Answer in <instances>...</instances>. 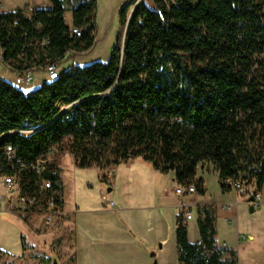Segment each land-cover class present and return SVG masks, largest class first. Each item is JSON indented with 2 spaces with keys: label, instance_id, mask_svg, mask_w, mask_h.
Masks as SVG:
<instances>
[{
  "label": "trees",
  "instance_id": "16d2710c",
  "mask_svg": "<svg viewBox=\"0 0 264 264\" xmlns=\"http://www.w3.org/2000/svg\"><path fill=\"white\" fill-rule=\"evenodd\" d=\"M51 1L52 7L38 12L40 30L17 10L0 13V43L16 70L40 68L47 59L60 63L71 49L93 46L90 31L68 34L63 0ZM70 1L75 26L85 25L97 10V0ZM152 2L130 0L122 7L124 43L119 33L107 61L73 65L29 92L0 82L2 179L15 176L24 193L37 192L42 179L51 180L62 202L55 161L47 158L40 169L18 170L3 150L9 141L18 160L36 162L67 150L77 167L107 170L141 158L162 173L173 172L178 185L194 183L200 193L205 185L196 171L207 164L225 190L232 188L228 179L262 188L264 0ZM45 37V46H26L20 55L26 42ZM26 124L33 132L16 131ZM9 131H14L9 140L1 136ZM197 212L200 238L194 242L184 211L177 214L179 262L239 264L237 252L217 237L216 207L199 205Z\"/></svg>",
  "mask_w": 264,
  "mask_h": 264
},
{
  "label": "rangeland",
  "instance_id": "374dc122",
  "mask_svg": "<svg viewBox=\"0 0 264 264\" xmlns=\"http://www.w3.org/2000/svg\"><path fill=\"white\" fill-rule=\"evenodd\" d=\"M2 1L6 7L24 3L53 5L51 0ZM129 1L97 0L98 29L93 46L84 51H68L60 61L61 71L73 65L108 60L118 34L124 37L120 10ZM62 2L67 8L65 21L69 26L74 2ZM147 3L153 6L152 0ZM8 69L0 63V76L19 87L18 77ZM46 81L47 70L38 68L34 80L22 85L21 90L32 91ZM24 127L33 128L29 124ZM47 158L54 160L60 170L62 197L66 210L72 213V223L69 218L55 227H44L42 207L17 215L0 212V264H53L55 259L59 264H181L177 256L175 209L183 212L191 207L194 212L198 204L228 203L237 207V219H218V238L234 245L239 264H264V184L261 204L250 211L248 197L235 188L223 189L211 165H199L196 171V178L204 180L205 192L183 195L175 191L178 184L172 180V172L162 173L141 158L107 170L77 167L67 150H57ZM111 187L113 190L108 191ZM250 189L252 193L257 191L254 186ZM8 191L0 177V192ZM90 229L98 232L87 238L84 230L92 232ZM159 234L163 239H157ZM188 234L193 242L200 238L197 218L189 220ZM250 234L255 238L250 239ZM85 245L92 251L86 253Z\"/></svg>",
  "mask_w": 264,
  "mask_h": 264
},
{
  "label": "built area",
  "instance_id": "2783aa9c",
  "mask_svg": "<svg viewBox=\"0 0 264 264\" xmlns=\"http://www.w3.org/2000/svg\"><path fill=\"white\" fill-rule=\"evenodd\" d=\"M47 8L45 7H38L32 3H24L23 5H18L14 11H19L24 17L29 19L30 21L34 22L35 28L37 30H40L42 28V22L38 19V12L40 11H46ZM9 10L6 9L5 4L2 0H0V13L7 12ZM96 15L97 11L90 16H87L86 20L88 21L85 25L79 27L75 26L73 24L69 25L68 34L72 37H80L85 32L90 31L92 37L96 36V31L98 29L97 21H96ZM14 24H18V19L14 21ZM24 35H28V32L26 30L23 31ZM49 42V38L45 37L40 39H35L31 43H27L24 45V47L21 50L20 55H24L23 49H25L26 46L31 45H40L45 46ZM70 51H77L74 49H71ZM6 50L0 43V63H2L6 68H9L8 70L12 73H14L18 77L19 87L22 89V85L31 83L34 80V71L38 69L37 66H32L31 68H22L19 70H16L14 66L9 62V60L5 59ZM44 69L47 70L49 80H54L59 77L61 72V67L59 61H52L50 59H47L45 63L42 66ZM41 68V67H40ZM1 81H7V79L4 76H0V82ZM34 129L30 128H22L18 129L16 131H19L21 133H29L32 132ZM14 131H9L1 135L5 139H10V135ZM3 150L7 156V158L10 161L16 162V167L18 170H25V169H40L42 165H44L47 162V157L42 156L40 157L36 162H30L26 160H18L16 157V150L13 145L7 141L6 144L3 147ZM52 152V151H50ZM232 188L237 189L242 194L249 197L251 194L255 195V201L254 205L255 207L259 206L260 200L262 199V194L259 190L252 193L250 186L241 182L240 180L235 179H228L227 181ZM2 184L5 187L9 188V191L7 194L0 192V212L11 214V215H17L21 214L23 212H29V211H35L38 208L44 210L42 214L43 219V226L44 227H55L59 225L60 223L68 220L71 217V213L61 206L59 200L55 196L56 190L54 189V183L51 180L48 179H42L40 183L39 190L37 192H20L19 189H17L16 179L13 175H6L2 179ZM51 191L50 195L48 194L46 199H43V196L47 194L48 191ZM175 191L178 194H191L193 192L197 191V187L194 183L190 185H178L175 188ZM104 199H106V195L103 196ZM113 204V201L111 202ZM234 205L232 204H224L220 205V209H229L232 208ZM192 218L191 209L188 207L184 211V221L183 223L185 225H188L189 220ZM222 246L227 247V243L223 241Z\"/></svg>",
  "mask_w": 264,
  "mask_h": 264
},
{
  "label": "crops",
  "instance_id": "0c3cea01",
  "mask_svg": "<svg viewBox=\"0 0 264 264\" xmlns=\"http://www.w3.org/2000/svg\"><path fill=\"white\" fill-rule=\"evenodd\" d=\"M66 1H70V0H66ZM34 5H36V4H34ZM18 5H16V6H13V7H6V9L7 10H13V9H15L16 7H17ZM36 6H38V5H36ZM38 7H44V6H38ZM52 7V6H51ZM45 8H49V7H45ZM67 9V8H66ZM67 11V10H66ZM65 15H66V13H65ZM128 162H132V160H130V161H128ZM127 162V163H128ZM172 180L174 181V182H176L175 181V177H174V173L172 172ZM261 189H263V186H262V188ZM261 189L259 190V191H261ZM111 190H113V187H111ZM262 194V193H261ZM60 199L62 200V202H61V206L63 207V209H65L66 210V205H65V202H64V200H63V197H62V195H61V197H60ZM248 199V198H247ZM76 204V203H75ZM228 204H232L233 205V203H228ZM261 204V203H260ZM259 204V205H260ZM199 205H204V204H198V206ZM220 205H224V204H220ZM220 205H214L215 207H216V215H217V220L218 219H220V218H222V219H225V220H229V221H231L232 219H237V215H238V213L236 212L237 211V207H232V208H229V209H220ZM75 206V205H74ZM113 206H114V203H113ZM162 207V206H161ZM166 207V206H165ZM190 209H191V207H190ZM76 210V209H75ZM111 210H114V209H112L111 208ZM235 210V211H234ZM255 210V209H254ZM253 210V211H254ZM79 214L81 213V211H79L78 212ZM178 213H180L179 212V210H178V208H176L175 209V214L177 215ZM191 213H192V218L191 219H193V218H197L198 219V212H197V207L195 208V211L193 212L192 211V209H191ZM72 214V213H71ZM71 219L69 220V222H71L72 223V215H71V217H70ZM189 223V222H188ZM75 226V225H74ZM216 227H217V225H216ZM78 230V227H76L75 226V230ZM90 231H92V229H90ZM79 232H80V230H79ZM97 232L98 231H96V230H94V231H92V232H89V231H85L84 230V236L85 237H87V238H90L91 236L93 237L94 235H96L97 234ZM88 233V234H87ZM218 233V232H217ZM189 235V234H188ZM90 236V237H89ZM217 237H218V234H217ZM249 237H250V239H254L255 238V236L253 235V234H250L249 235ZM163 239V236L162 235H160L159 234V236L157 237V239ZM219 239V238H218ZM236 239H237V241H236V244L237 245H239V234H238V232H237V234H236ZM198 240V239H197ZM220 240V242L222 243L223 241H225L226 243H227V247L228 248H231V249H234L235 250V248H234V245L233 244H230V243H228L227 242V240L225 239V238H221V239H219ZM90 243H92V241L90 240ZM85 252L86 253H88V252H90V251H92V248H90L89 246H86L85 245Z\"/></svg>",
  "mask_w": 264,
  "mask_h": 264
},
{
  "label": "water",
  "instance_id": "95a60500",
  "mask_svg": "<svg viewBox=\"0 0 264 264\" xmlns=\"http://www.w3.org/2000/svg\"><path fill=\"white\" fill-rule=\"evenodd\" d=\"M133 11V10H132ZM126 29L127 26L125 27V32H124V38H125V34H126ZM123 43H124V39H123ZM108 191H111V188L108 189ZM248 203L250 204V211H253L255 209V205H254V201H255V195L251 194L248 199H247ZM53 264H59L57 259H55L53 261Z\"/></svg>",
  "mask_w": 264,
  "mask_h": 264
},
{
  "label": "bare ground",
  "instance_id": "6f19581e",
  "mask_svg": "<svg viewBox=\"0 0 264 264\" xmlns=\"http://www.w3.org/2000/svg\"><path fill=\"white\" fill-rule=\"evenodd\" d=\"M33 132V131H32Z\"/></svg>",
  "mask_w": 264,
  "mask_h": 264
}]
</instances>
